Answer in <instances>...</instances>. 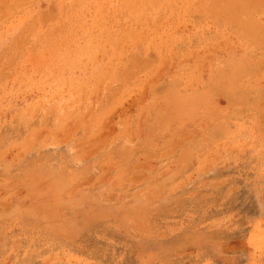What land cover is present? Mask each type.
I'll return each instance as SVG.
<instances>
[{"label": "rangeland", "instance_id": "374dc122", "mask_svg": "<svg viewBox=\"0 0 264 264\" xmlns=\"http://www.w3.org/2000/svg\"><path fill=\"white\" fill-rule=\"evenodd\" d=\"M0 264H264V0H0Z\"/></svg>", "mask_w": 264, "mask_h": 264}]
</instances>
